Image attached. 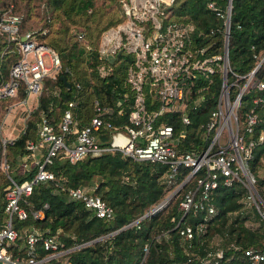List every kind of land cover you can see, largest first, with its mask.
Returning <instances> with one entry per match:
<instances>
[{
  "label": "trees",
  "instance_id": "1",
  "mask_svg": "<svg viewBox=\"0 0 264 264\" xmlns=\"http://www.w3.org/2000/svg\"><path fill=\"white\" fill-rule=\"evenodd\" d=\"M206 1L173 0L167 15L173 20L190 21L194 27V42L208 44V51H219L223 38L222 17L215 14ZM212 1L217 9L223 10L228 0ZM229 4L227 79L235 73L247 74L264 52V0H229ZM7 5L19 15L20 21L13 36L0 31V80L7 76L9 65L18 57L15 39L26 30L35 32L38 38L53 47L60 64L54 78L43 79L40 93L24 118L23 130L14 128L16 135L12 142L5 143L7 170L14 169L10 174L22 179L31 177L34 168L18 172L16 164L26 155L25 140L35 137V120L40 110L56 124L66 101L73 99L72 117L80 124L92 112L91 99L96 97L101 103L122 106L121 113L114 110L105 113L118 127L126 121L130 90L124 81L126 56L117 54L111 62L110 72L103 76L95 71L99 32L123 17L119 0H0V9ZM60 75L68 81V85ZM252 75L264 81V58L256 65ZM219 79L220 73L216 71L209 87L212 95L206 102L195 109L187 106L190 120L184 125L187 134L180 140V149H199L205 144L207 139L203 138L204 130L199 121L206 118L213 105ZM76 82L78 85H75ZM53 86L57 89L56 94L50 93L49 89ZM235 90L236 86H231V96ZM123 92L124 98L121 97ZM23 94L20 83L15 96L1 97L0 114L7 103ZM256 95L261 98L254 106L256 120L251 131L244 134V140L253 137L255 142L245 164L253 175L257 191L264 197V175L255 172L256 166L264 167V86L258 88L251 85L242 91L236 112L242 120L244 112L252 105L251 98ZM116 99L119 101L115 102ZM157 117L169 121L175 129L181 126L176 112H162ZM111 130L101 129L100 143L108 141V131ZM259 132L263 135L260 140L257 139ZM164 167L162 162L131 158L116 149L84 155L74 161L53 156L49 168L54 178L33 182L23 203L26 209L41 206L43 215L32 217L27 214L21 219L14 218L13 226L20 231L25 226L34 225L41 235L56 233L60 247L67 248L64 253L68 264H251L243 248L263 246L264 223L255 227L243 223L240 206H245L248 215L250 209L255 217L257 213L252 205L239 200L243 190L239 183L224 185L218 181L208 189L205 201L213 205L211 213L205 212L203 207H190L180 216L177 203L182 190L194 184V179L190 177L167 200L136 222H129L159 201L187 171V168L181 167L174 181L166 184L161 180ZM4 175L0 169V211L6 181ZM60 182L64 186L90 182L92 186H85L87 191L99 195L111 206V216H96L82 200L68 196L66 189L58 184ZM233 210L236 212L229 217L226 212ZM183 221L192 226L201 221L202 228L193 230L189 237H182L178 227ZM222 230L226 232V243L221 246L219 255H213L214 250L210 252L211 237ZM21 241L20 236L16 237L14 253H24ZM35 249L38 255L45 252L38 240ZM254 264H264V258Z\"/></svg>",
  "mask_w": 264,
  "mask_h": 264
},
{
  "label": "built area",
  "instance_id": "2",
  "mask_svg": "<svg viewBox=\"0 0 264 264\" xmlns=\"http://www.w3.org/2000/svg\"><path fill=\"white\" fill-rule=\"evenodd\" d=\"M172 2L119 0L122 19L99 32L95 63L97 75L103 76L110 72L111 62L117 54L127 57L124 81L130 90V101L126 121L120 126L113 124L105 113L110 110L121 113L122 106L101 103L96 97L91 99L92 112L80 124L72 117L73 99L66 101L56 124L49 121L40 110L35 120V137L25 140L26 155L18 159L16 164L18 172L34 168L31 177L22 179H16L8 172L5 156V143L12 142L16 132L10 131V135L0 136V169L6 177L0 211V264H68L64 253L67 248L60 247L61 242L56 233L41 235L34 225L25 226L20 231L13 226L14 218L21 219L27 214L32 217L43 215L41 206L26 209L23 203L33 182L54 178L49 168L53 156L74 161L84 155L116 149L131 158L164 163L161 180L166 184L173 182L180 168L185 167V174L167 191L177 186L179 189L190 177L194 179V184L181 192L177 203L181 210L180 216L190 207H203L205 212L211 213L214 207L205 201L208 189L218 181L224 185L239 183L243 187L241 196L244 203L252 205L257 217L264 223V197L257 191L253 175L245 164L255 139L248 137L244 140V134L251 131L252 123L256 120L254 106L261 99L260 96L251 98L252 105L244 112L242 120L236 112L241 92L251 85L263 87L264 81L257 78L247 84L241 79L244 74L238 73L230 79L226 78L227 53H224L223 48L228 4L219 10L212 0L206 1V5L222 17L223 36L221 49L208 51V44L194 42V27L190 21L169 18L167 13ZM19 21V15L10 9V5L0 9V31H4L7 36L17 32ZM15 45L18 57L9 65L7 76L0 80V98L15 96L18 85L22 83L23 96L7 103L5 109L8 114L23 105L20 124L14 127L23 130L28 106L39 95L43 79L54 78L60 64L55 49L38 38L35 32L26 30L20 33ZM216 71L220 73V79L213 105L206 118L199 121L204 130L203 138L207 140L199 149H180V140L187 134L184 125L190 120L186 108L190 106L195 109L211 97L209 87ZM231 86H236L232 96ZM49 90L52 94L57 92L54 86ZM121 97H125V92ZM168 111L176 112L181 123L177 129L169 121L157 117ZM103 128L112 129L108 131L106 143H100L99 139V132ZM261 138L262 132H259L257 139ZM58 184L66 189L68 196L82 200L96 216H111V206L99 195L88 192L85 186ZM143 215L141 213L129 222H136ZM201 228V221L193 226L183 221L178 233L182 237H189L193 230ZM18 236L24 247L23 254L13 252ZM37 240L45 249L40 255L35 249ZM243 252L249 262L254 264L264 258V242L261 247L246 246ZM212 254L219 255L220 249L214 250Z\"/></svg>",
  "mask_w": 264,
  "mask_h": 264
},
{
  "label": "rangeland",
  "instance_id": "3",
  "mask_svg": "<svg viewBox=\"0 0 264 264\" xmlns=\"http://www.w3.org/2000/svg\"><path fill=\"white\" fill-rule=\"evenodd\" d=\"M264 54V52L262 53V55ZM261 55V56H262ZM260 56V57H261ZM259 57V58H260ZM264 57V56H263ZM262 57V58H263ZM258 58V59H259ZM257 59V61H258ZM256 61V62H257ZM252 69V68H251ZM251 69L249 70V72L247 74H244L242 76L241 79H243V81L245 80L247 82V84L249 83H253V81L257 78L253 77L252 75V71ZM254 70V69H253ZM242 82L239 81L238 83ZM32 101V97L30 99V102ZM34 103H30L29 104V108L33 105ZM26 105V104H25ZM23 105H20V106H17L13 111L11 112H8V114H6V109L0 114V136H6V135H10V131H14V127H16L18 124H20V121H21V111H22V107ZM11 128V129H10ZM263 136V135H262ZM9 169V168H8ZM11 172H14V169H11L10 173ZM255 172L256 173H259V174H263L264 175V167H262V165H258L256 166V169H255ZM5 176V175H4ZM95 176H93V179H94ZM92 179V180H93ZM83 186H86V187H90L92 186L89 183H84ZM239 200H242L243 201V198L242 196L240 195L239 197ZM242 211L240 212L239 210V214L240 215H243L244 217V221L243 223L245 225H248L249 227H255V225H262L263 224V221L260 220L258 217H255L253 211L250 209L248 211L249 215L247 214V209H245V206H240ZM237 210V209H236ZM236 210H233V211H228L226 212V214L229 216V217H232L233 214L236 212ZM238 213V212H237ZM261 227V226H260ZM226 228V227H225ZM225 231V230H224ZM223 230L219 233H214L213 234V237L212 238V248L210 250V252H212L213 250H216L218 251L221 246H224L225 243H226V232H224Z\"/></svg>",
  "mask_w": 264,
  "mask_h": 264
},
{
  "label": "water",
  "instance_id": "4",
  "mask_svg": "<svg viewBox=\"0 0 264 264\" xmlns=\"http://www.w3.org/2000/svg\"><path fill=\"white\" fill-rule=\"evenodd\" d=\"M228 4V11L226 14V30H225V36H224V53H227V41H226V37H227V28H228V16H229V0L227 1ZM264 56V54L258 59V61L255 63V65L252 67L251 71H253V69L256 67V65L261 61L262 57ZM62 81L68 85V81L62 76L60 75ZM178 186L175 187L174 189H171L170 192L166 193L159 201H157L156 203H154L152 206H150L147 210H145L143 212V214L145 215L148 211L154 209L155 207H157L159 204H161L162 202H164L165 200H167L176 190H177ZM122 227V226H121Z\"/></svg>",
  "mask_w": 264,
  "mask_h": 264
}]
</instances>
